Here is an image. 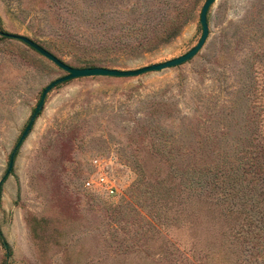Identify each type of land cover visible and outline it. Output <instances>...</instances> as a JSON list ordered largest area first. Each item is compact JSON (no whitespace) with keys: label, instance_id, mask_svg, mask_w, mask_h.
Instances as JSON below:
<instances>
[{"label":"rangeland","instance_id":"rangeland-1","mask_svg":"<svg viewBox=\"0 0 264 264\" xmlns=\"http://www.w3.org/2000/svg\"><path fill=\"white\" fill-rule=\"evenodd\" d=\"M206 0H0V32L73 68L136 70L198 43ZM200 52L78 78L0 35V264H264V0H217ZM109 158L117 193L85 190Z\"/></svg>","mask_w":264,"mask_h":264},{"label":"water","instance_id":"water-1","mask_svg":"<svg viewBox=\"0 0 264 264\" xmlns=\"http://www.w3.org/2000/svg\"><path fill=\"white\" fill-rule=\"evenodd\" d=\"M217 0H206L201 8L200 15H199V23L201 26L202 34L201 37L196 44L195 47H193L191 50H189L186 54L172 59L170 61L164 62V63H159V64H154L150 66H146L140 69L136 70H116V69H109V68H101V67H91V68H73L65 63H63L61 60H59L57 57L46 51L44 48L33 42L32 40L19 36V35H13V34H8V33H0L1 36L18 41L32 49L34 52L38 53L40 56L51 62L53 65H55L58 69L63 71L65 75L63 77H60L51 83H49L42 91L41 96L39 98V101L31 114L29 121L24 128L23 132L21 133L15 148L12 150L9 160H8V165H7V170L5 172V175L3 178L7 177L10 172L13 169V163H14V158L16 155V152L18 148L22 145L24 140L28 137V135L31 132V129L34 125V122L38 115L41 113L43 110L44 106V101L48 93H50L56 86L60 84H64L68 81L78 79V78H91V77H111V78H131V77H138L147 73H152V72H160L165 69H170V68H175L178 67L184 63H187L191 59H193L202 49L204 46L206 39L208 37V23H207V13L210 9V7L216 2ZM2 184V181H0V186Z\"/></svg>","mask_w":264,"mask_h":264},{"label":"built area","instance_id":"built-area-1","mask_svg":"<svg viewBox=\"0 0 264 264\" xmlns=\"http://www.w3.org/2000/svg\"><path fill=\"white\" fill-rule=\"evenodd\" d=\"M110 166L109 158H93L90 161L92 174L83 183V188L107 197L115 195L117 183L111 175Z\"/></svg>","mask_w":264,"mask_h":264},{"label":"trees","instance_id":"trees-1","mask_svg":"<svg viewBox=\"0 0 264 264\" xmlns=\"http://www.w3.org/2000/svg\"><path fill=\"white\" fill-rule=\"evenodd\" d=\"M207 14H208V13H207ZM0 33H3V32H0ZM60 85H61V84H60ZM58 86H59V85H58ZM5 179H6V177L3 178V181H4ZM0 242L2 243L4 249L8 252V251H9V247H8L7 244L5 243L1 231H0Z\"/></svg>","mask_w":264,"mask_h":264}]
</instances>
